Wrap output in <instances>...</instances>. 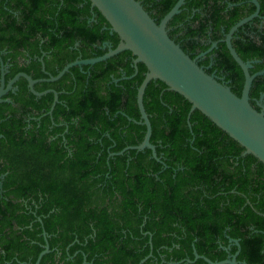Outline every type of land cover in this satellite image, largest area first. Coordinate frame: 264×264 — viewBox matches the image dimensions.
<instances>
[{
    "label": "trees",
    "instance_id": "16d2710c",
    "mask_svg": "<svg viewBox=\"0 0 264 264\" xmlns=\"http://www.w3.org/2000/svg\"><path fill=\"white\" fill-rule=\"evenodd\" d=\"M138 1L158 23L177 0ZM255 8L247 0H185L166 29L191 58L210 48L198 64L206 67L212 54L206 71H222L240 96L244 75L222 38ZM248 24L231 43L242 60H258L252 74L264 69V28ZM119 41L90 0H0L5 82L20 71L55 76ZM134 57L124 50L35 83L59 92L52 115L53 94L34 95L24 77L8 94L12 103H0V264H34L46 243L39 264H208L194 260V250L212 261L238 250L239 264H264V164L199 110L188 117L181 94L158 79L143 94L161 161L149 148L110 155L145 134L136 94L147 68L139 62L134 73ZM261 93L264 74L252 81L250 103ZM30 114L38 119L22 131Z\"/></svg>",
    "mask_w": 264,
    "mask_h": 264
},
{
    "label": "water",
    "instance_id": "95a60500",
    "mask_svg": "<svg viewBox=\"0 0 264 264\" xmlns=\"http://www.w3.org/2000/svg\"><path fill=\"white\" fill-rule=\"evenodd\" d=\"M90 1L91 6L96 7L105 17L111 31L118 34L120 41L117 46L115 48L109 46L108 50L99 56L68 62L57 75H51L46 79H33L25 72H18L4 87L2 74L0 102L2 101L1 96L12 84L19 77H24L33 94L39 96L48 91L53 92V102L48 110V113L51 114L57 101V92L52 89L42 92L36 91L33 87L35 82L38 80H57L72 66L93 64L106 60L121 51L129 50L135 56L133 59L134 73L137 71V63L139 62L143 63L147 68V72L138 86L136 94L137 107L140 113V121L138 123L145 126V134L139 144L126 146L119 152L110 153V155L121 154L127 149L142 150L149 148L152 156L156 160L161 161L157 157L155 146L149 141L151 124L143 105V94L147 84L152 79H158L166 84L169 90L181 94L191 103L188 117L193 110H199L216 126L237 141L244 148L243 154H252L264 164V104H259L260 109H256L249 101L252 81L257 75L264 74V69L251 74L249 69L252 67L254 60H242L231 43L233 33L258 15L259 4L256 0H252L257 7L255 12L233 24L224 38L231 57L239 65L244 75L240 96L236 95L227 84L220 81L216 76L208 73L203 66L198 64L196 58H191L178 43L170 38L166 25L175 14L180 12L185 0H177L158 23L138 0ZM188 125L190 126L189 121ZM43 235L46 236V232L43 231ZM234 243L239 247L238 240L234 239ZM48 251L49 245L46 243L34 264H39L42 255ZM237 253L238 250L228 258L212 261L205 256L199 255L194 250V260L203 258L208 264H239V261L236 260ZM145 259L146 257L140 263ZM191 262L193 260L187 259V263Z\"/></svg>",
    "mask_w": 264,
    "mask_h": 264
},
{
    "label": "flooded vegetation",
    "instance_id": "af4514ba",
    "mask_svg": "<svg viewBox=\"0 0 264 264\" xmlns=\"http://www.w3.org/2000/svg\"><path fill=\"white\" fill-rule=\"evenodd\" d=\"M257 1V0H256ZM258 2V1H257ZM247 3H252V4H254V2H252V0H247ZM259 4V3H258ZM255 5V4H254ZM248 7H250V5H248ZM255 7H256V5H255ZM257 8V7H256ZM256 8H255V10H256ZM255 10H254V12H255ZM254 12H252V13H254ZM260 12V5H259V11H258V15L257 16H255V17H253L250 21H248L249 22V24H248V26L250 27V28H257V29H263L264 28V15L263 14H260L259 13ZM251 13V14H252ZM237 31V30H236ZM235 31V32H236ZM225 36H226V34H225ZM225 38V37H224ZM222 40H224L223 38H222ZM214 44V45H213ZM212 45L213 46H216V42H214ZM209 50H210V48L208 49V50H206V51H203V52H200V53H198L196 56H195V58H196V60H197V62L200 60V59H202L204 56H205V54L207 53V52H209ZM5 52V50H2L1 52H0V56H1V54L2 53H4ZM210 61H209V64L208 65H206V67H204L203 66V68L205 69V70H207L211 65H213L214 64V60H213V55L211 54L210 55ZM41 61H42V58H39ZM22 60V59H21ZM76 60V59H75ZM256 61H258V60H254V62L253 63H255ZM8 66H9V62H3L2 61V59H1V57H0V85H1V78H2V74H3V79H4V87H6L7 86V83L13 78H10L7 82H5V73L8 71ZM60 71V70H59ZM58 71V72H59ZM260 71V70H259ZM20 72H23V71H20ZM18 73V72H17ZM16 73V74H17ZM210 74H213L214 76H216L220 81H222V82H224L225 84H227V82H228V80H226L225 81V76L223 75V72L222 71H219V72H217V69H214V70H212V72L210 73ZM57 75V74H56ZM51 76V75H50ZM33 79H46V78H33ZM18 80V79H17ZM16 80V81H17ZM15 81V82H16ZM27 81V80H26ZM41 81H45V80H38L37 82H41ZM55 81V80H54ZM15 82L12 84V86L1 96V98H2V101L0 102V103H2V102H4V101H6V102H9V103H12V98L8 95L10 92H12V93H15L17 90H18V86L17 85H15ZM37 82H35V83H37ZM35 83H34V85H35ZM34 85H33V87H34ZM27 87H28V82H27ZM28 89H29V87H28ZM34 89H35V87H34ZM49 89H52V90H54V91H56L53 87H49V88H47V89H45V90H49ZM30 90V89H29ZM36 90V89H35ZM45 90H42V91H45ZM37 91V90H36ZM42 91H39V92H42ZM57 92V101H58V95H59V92L58 91H56ZM47 93H52L53 94V92L52 91H48V92H46V93H44V94H47ZM44 94H42V95H44ZM35 95V94H34ZM42 95H39V96H42ZM37 96V95H36ZM53 97H54V94H53ZM57 101H56V103H57ZM52 102H53V99H52ZM55 103V104H56ZM259 104H264V93H261L260 95H259V97L258 98H256V99H254V104H252V106L253 107H258V109H260L259 108ZM51 105H52V103H51ZM51 105H50V107H51ZM55 106V105H54ZM50 109V108H49ZM53 109H54V107H53ZM53 111V110H52ZM47 114L48 115H52V113L51 114H49L48 113V111H47ZM32 119H38V117H34V116H31V114L29 115V116H26V118H24V120H23V123H24V125L20 128L22 131H24V130H26L28 127H30V123H31V120ZM52 124H55V123H50V125H49V129L51 128V126H52ZM2 136L0 135V138H1ZM3 168V166H2V160L0 159V171H1V169ZM4 177H5V174L4 173H0V196L3 194V191H2V181H3V179H4Z\"/></svg>",
    "mask_w": 264,
    "mask_h": 264
}]
</instances>
